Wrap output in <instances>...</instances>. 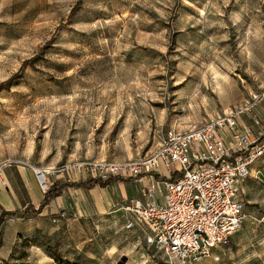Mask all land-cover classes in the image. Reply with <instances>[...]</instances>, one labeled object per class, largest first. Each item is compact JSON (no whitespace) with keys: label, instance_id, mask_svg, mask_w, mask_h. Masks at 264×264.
<instances>
[{"label":"rangeland","instance_id":"obj_1","mask_svg":"<svg viewBox=\"0 0 264 264\" xmlns=\"http://www.w3.org/2000/svg\"><path fill=\"white\" fill-rule=\"evenodd\" d=\"M230 112L264 124V0H0L2 188L17 166L86 180V165L142 157ZM115 184L104 210L66 191L68 208L35 215L0 264H168L126 228ZM241 197L246 220L200 264H264V155Z\"/></svg>","mask_w":264,"mask_h":264},{"label":"built area","instance_id":"obj_2","mask_svg":"<svg viewBox=\"0 0 264 264\" xmlns=\"http://www.w3.org/2000/svg\"><path fill=\"white\" fill-rule=\"evenodd\" d=\"M238 114L169 131L156 150L142 157L86 165L92 177L146 178L141 198L125 206L126 228L142 229L146 249L162 253L168 264L219 260L214 250L229 244L247 218L241 190L264 155V124L257 116L253 125L243 124ZM33 170L47 191L48 171Z\"/></svg>","mask_w":264,"mask_h":264},{"label":"crops","instance_id":"obj_3","mask_svg":"<svg viewBox=\"0 0 264 264\" xmlns=\"http://www.w3.org/2000/svg\"><path fill=\"white\" fill-rule=\"evenodd\" d=\"M252 175V174H251ZM2 177L4 180V188L0 186V215L3 210L8 211H23L29 205L38 208L41 201L44 199V194L46 191L41 189L36 174L31 166H17L12 168H5L3 170ZM119 181H112L123 185V190L119 195L120 198L127 199L129 202L132 200L141 198V189L143 182L146 178H132L127 180V178H121ZM80 181V180H79ZM54 180L50 184L55 183ZM138 182V187L135 189L134 184ZM109 186V185H108ZM107 187H101L96 185L91 189H85L83 187H70L63 191L62 195L55 197L50 201V203L42 210L41 213L46 215L50 211L57 212L59 209L68 208L66 191L75 189L78 191H89L90 195L93 197V206L99 210L106 209L104 201H107ZM103 191L104 199H99L97 195L99 192ZM81 202L78 201V205ZM125 212V207H124ZM127 214V212H125ZM33 212H29L27 218L14 217L12 215H7L2 224H0V258L6 259L12 252L14 245L17 240H21L22 236L31 233L30 229L34 226V216L39 215ZM128 215V214H127Z\"/></svg>","mask_w":264,"mask_h":264},{"label":"trees","instance_id":"obj_4","mask_svg":"<svg viewBox=\"0 0 264 264\" xmlns=\"http://www.w3.org/2000/svg\"><path fill=\"white\" fill-rule=\"evenodd\" d=\"M18 75L16 74L13 76L12 79L17 78ZM13 80H11L9 83H11ZM177 177V174L175 175ZM122 180L120 177L112 176L107 179H103L101 177H89L86 180H80L75 182L70 181H63L59 182L56 181L46 191L44 194V199L41 201L38 208H35L33 205H29L26 207L23 211H8L3 210V212L0 215V224H2L5 220V217L7 215H12L14 217H22L27 218L29 215V212H33L35 214H39L42 212V210L50 203L52 199H54L57 196L62 195L63 191L70 187H83L85 189H91L95 187L96 185H99L101 187H107L112 181H119ZM64 264V263H63Z\"/></svg>","mask_w":264,"mask_h":264},{"label":"bare ground","instance_id":"obj_5","mask_svg":"<svg viewBox=\"0 0 264 264\" xmlns=\"http://www.w3.org/2000/svg\"><path fill=\"white\" fill-rule=\"evenodd\" d=\"M45 178H46V175H45ZM47 179V178H46Z\"/></svg>","mask_w":264,"mask_h":264}]
</instances>
